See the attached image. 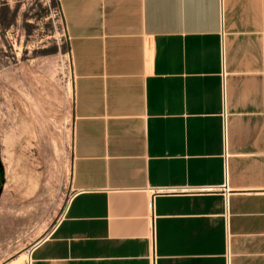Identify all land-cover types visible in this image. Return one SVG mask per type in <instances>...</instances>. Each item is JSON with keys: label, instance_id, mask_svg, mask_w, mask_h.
Here are the masks:
<instances>
[{"label": "crops", "instance_id": "0c3cea01", "mask_svg": "<svg viewBox=\"0 0 264 264\" xmlns=\"http://www.w3.org/2000/svg\"><path fill=\"white\" fill-rule=\"evenodd\" d=\"M57 5L72 195L25 264H264V0Z\"/></svg>", "mask_w": 264, "mask_h": 264}, {"label": "rangeland", "instance_id": "374dc122", "mask_svg": "<svg viewBox=\"0 0 264 264\" xmlns=\"http://www.w3.org/2000/svg\"><path fill=\"white\" fill-rule=\"evenodd\" d=\"M72 72L57 0H0V264L26 256L71 193Z\"/></svg>", "mask_w": 264, "mask_h": 264}, {"label": "built area", "instance_id": "2783aa9c", "mask_svg": "<svg viewBox=\"0 0 264 264\" xmlns=\"http://www.w3.org/2000/svg\"><path fill=\"white\" fill-rule=\"evenodd\" d=\"M224 187V186H223ZM200 189H208V188H200ZM71 195H72V191H71V193L69 194V196H68V198H67V200H66V202H65V204H64V206H63V210H62V212H61V214H60V216L62 215V213H63V211H64V209H65V206H66V203H67V201L69 200V198L71 197ZM59 216V217H60ZM57 221V220H56ZM153 264V263H152Z\"/></svg>", "mask_w": 264, "mask_h": 264}, {"label": "water", "instance_id": "95a60500", "mask_svg": "<svg viewBox=\"0 0 264 264\" xmlns=\"http://www.w3.org/2000/svg\"><path fill=\"white\" fill-rule=\"evenodd\" d=\"M3 174V168H2V165H1V161H0V177L2 176Z\"/></svg>", "mask_w": 264, "mask_h": 264}, {"label": "bare ground", "instance_id": "6f19581e", "mask_svg": "<svg viewBox=\"0 0 264 264\" xmlns=\"http://www.w3.org/2000/svg\"><path fill=\"white\" fill-rule=\"evenodd\" d=\"M29 252H30V251H29ZM29 254H30V253H28L27 256H26V259H27V260H29Z\"/></svg>", "mask_w": 264, "mask_h": 264}]
</instances>
